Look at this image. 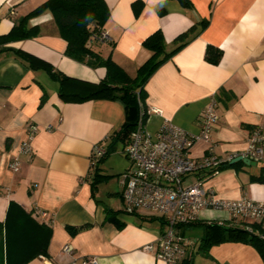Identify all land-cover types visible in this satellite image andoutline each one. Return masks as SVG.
<instances>
[{
    "label": "crops",
    "instance_id": "obj_1",
    "mask_svg": "<svg viewBox=\"0 0 264 264\" xmlns=\"http://www.w3.org/2000/svg\"><path fill=\"white\" fill-rule=\"evenodd\" d=\"M46 1L0 0V35ZM105 1L110 16L103 29L110 39L93 40L91 47L103 57L110 55L132 77L150 56L142 42L154 31L163 32L165 49L170 51L180 33L207 21L148 79L146 128L153 133L168 119L198 132L199 114L215 93L219 120L212 132L214 152L225 157L242 150L251 129L264 125V0H190L188 8L178 0ZM136 1L141 4L138 15L133 8ZM29 26L38 28L36 36L0 46V222H4L11 200L27 211H45L44 219L32 215L51 228L44 258L52 264H69L73 257L81 264L80 258L85 256H96L97 264H163L153 251L142 248L156 245L164 228L162 219L126 207L122 198L118 176L130 162L107 173L102 163L108 155L99 173L112 177L93 186L90 175L94 169L92 147L109 146L128 118L125 104L119 99L65 100L59 94L60 88L67 94L78 93L84 83H98L106 69L90 67L65 54L67 42L59 35L50 11L31 18ZM208 45L222 50L218 64L206 60ZM17 50L49 63L71 80L61 84L45 68L32 67ZM29 123L38 124L40 130L31 152L22 154L20 145ZM48 124L52 130L45 129ZM207 148V143L199 141L190 156L199 160ZM15 155L20 157V166L12 171L9 163ZM259 163V167H255L257 162L249 168L244 163L225 167L205 185L219 199L250 198L264 203V182L251 180V175L264 173V161ZM114 176L118 183H108ZM199 218L198 223L181 230L197 240V247L203 237L200 222L228 223L233 216L204 209ZM237 221L233 224L240 225ZM66 243L73 245V257L62 253ZM27 264L46 263L38 256ZM192 264H264V258L248 243L226 241L205 253L196 250Z\"/></svg>",
    "mask_w": 264,
    "mask_h": 264
},
{
    "label": "trees",
    "instance_id": "obj_2",
    "mask_svg": "<svg viewBox=\"0 0 264 264\" xmlns=\"http://www.w3.org/2000/svg\"><path fill=\"white\" fill-rule=\"evenodd\" d=\"M178 1L186 8L192 6L190 0ZM133 8L135 14L138 15L141 8L140 2H134ZM46 10L51 12L59 35L67 42L65 54L68 57L93 68L104 67L106 69L104 78L98 83H84V87L78 93L67 94L60 88V96L65 100L72 101H83L90 98L119 99L125 104L127 120L113 134L106 154L95 161L92 166L94 169L90 175L93 186H95L96 183L112 177V175L99 173L100 164L118 142H127L137 125L141 109L146 112L144 114L146 121L148 113L144 107L145 85L150 76L174 52L184 46L196 34L199 27H205L207 21L202 20L187 31L180 33L174 39L175 46L170 51L165 49L163 32L160 29L154 31L142 42L144 48L150 52V56L138 67L136 75L132 77L110 55L103 57L91 47L93 40H99L98 35L104 30L103 26L110 16V10L105 0H47L19 18L8 33L0 35V46L36 36L38 28L29 26V20ZM15 52L22 59L28 61L32 67L45 68L61 84L71 80L63 73L55 71L49 63L21 50ZM221 57L222 50L208 45L205 54L208 62L218 64ZM240 165L241 162L228 164L221 169ZM251 180L264 182V173L258 176L251 175ZM236 220L240 225L233 224ZM200 224L203 226V237L197 247L198 252H208L214 244L239 241L254 246L264 258V220L246 222L241 217H233L228 223L213 220L202 221ZM50 236L51 228L49 226L38 222L32 215V211H27L17 202L11 200L5 220L3 223L0 222V264H27L38 256H46ZM192 259L193 257L185 260L183 264H192Z\"/></svg>",
    "mask_w": 264,
    "mask_h": 264
},
{
    "label": "built area",
    "instance_id": "obj_3",
    "mask_svg": "<svg viewBox=\"0 0 264 264\" xmlns=\"http://www.w3.org/2000/svg\"><path fill=\"white\" fill-rule=\"evenodd\" d=\"M98 39L102 42L110 39L106 30H102ZM152 111H156L152 109ZM150 112L147 110V113ZM141 109L137 125L131 132L123 154L130 165L119 176L122 187V198L126 207L143 209L158 215L164 228L159 232L156 245L147 244L142 248L153 251L163 264H183L191 259L197 250V240L184 236L181 230L199 221L200 212L204 209L223 211L233 217L245 220H264V203L250 198L223 200L216 197L214 191L205 183L225 165L231 164L237 157L250 161H264V125L251 129L246 146L225 157L214 152L212 132L219 120L215 93L209 98L199 114V130L190 132L165 119L155 132L146 128ZM48 124L46 130H52ZM40 126L29 123L25 138L20 145V153H30L32 141L39 132ZM203 141L208 148L201 159L190 156L195 143ZM107 148L101 144L92 147V166L95 161L106 154ZM20 157L15 155L9 168L17 171ZM195 176L191 181L189 177ZM36 215L46 218L47 213L39 208L33 209ZM62 253L73 257L74 247L66 243ZM46 264H52L41 256ZM81 264H97L96 256L80 258ZM73 257L69 264H78Z\"/></svg>",
    "mask_w": 264,
    "mask_h": 264
},
{
    "label": "rangeland",
    "instance_id": "obj_4",
    "mask_svg": "<svg viewBox=\"0 0 264 264\" xmlns=\"http://www.w3.org/2000/svg\"><path fill=\"white\" fill-rule=\"evenodd\" d=\"M123 147H124V145L120 141L116 145L115 150L113 152H111L109 154V156L106 158V160L102 163V165L105 166V168L103 167L104 172L110 173V172H113L117 169L124 168L126 165H128V159L123 154ZM259 166H260V163L257 162L255 167H259ZM245 167L249 168V167H251V165H245ZM108 183H118L116 180V176H114L112 179H110ZM197 231H198V229H197ZM196 237L200 239V236L198 235V233H197Z\"/></svg>",
    "mask_w": 264,
    "mask_h": 264
},
{
    "label": "water",
    "instance_id": "obj_5",
    "mask_svg": "<svg viewBox=\"0 0 264 264\" xmlns=\"http://www.w3.org/2000/svg\"><path fill=\"white\" fill-rule=\"evenodd\" d=\"M239 162L244 163L246 165H255L256 164L255 161H250L247 158H241L240 156L237 157L235 160H233L231 162V164H235V163H239Z\"/></svg>",
    "mask_w": 264,
    "mask_h": 264
}]
</instances>
